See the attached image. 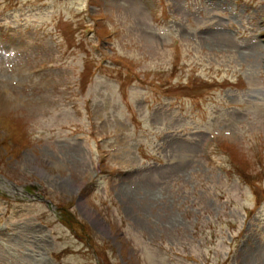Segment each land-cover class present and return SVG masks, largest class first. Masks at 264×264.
Listing matches in <instances>:
<instances>
[{
	"label": "rangeland",
	"instance_id": "obj_1",
	"mask_svg": "<svg viewBox=\"0 0 264 264\" xmlns=\"http://www.w3.org/2000/svg\"><path fill=\"white\" fill-rule=\"evenodd\" d=\"M261 17L264 0H0V264H264ZM140 84L222 138L160 144ZM126 110L140 168L98 142H125Z\"/></svg>",
	"mask_w": 264,
	"mask_h": 264
}]
</instances>
